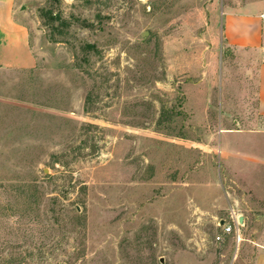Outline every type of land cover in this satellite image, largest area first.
I'll use <instances>...</instances> for the list:
<instances>
[{
    "label": "rangeland",
    "instance_id": "rangeland-1",
    "mask_svg": "<svg viewBox=\"0 0 264 264\" xmlns=\"http://www.w3.org/2000/svg\"><path fill=\"white\" fill-rule=\"evenodd\" d=\"M14 8L34 64L0 67V264H264V119L223 32L264 0Z\"/></svg>",
    "mask_w": 264,
    "mask_h": 264
},
{
    "label": "crops",
    "instance_id": "crops-1",
    "mask_svg": "<svg viewBox=\"0 0 264 264\" xmlns=\"http://www.w3.org/2000/svg\"><path fill=\"white\" fill-rule=\"evenodd\" d=\"M16 0H0V67H32L26 27L15 17ZM224 40L229 52L246 57L249 90L255 95L256 114L264 119V19L257 15L226 14ZM248 73V74H247Z\"/></svg>",
    "mask_w": 264,
    "mask_h": 264
},
{
    "label": "built area",
    "instance_id": "built-area-1",
    "mask_svg": "<svg viewBox=\"0 0 264 264\" xmlns=\"http://www.w3.org/2000/svg\"><path fill=\"white\" fill-rule=\"evenodd\" d=\"M261 18L264 19V14ZM230 219V221L224 220L219 223V227L222 229V236L234 235L237 242L240 243L242 241L241 228L244 227V219L234 213L231 214ZM222 236H218L217 240H222Z\"/></svg>",
    "mask_w": 264,
    "mask_h": 264
}]
</instances>
